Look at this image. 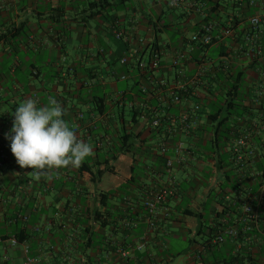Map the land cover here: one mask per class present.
<instances>
[{
    "label": "crops",
    "instance_id": "1",
    "mask_svg": "<svg viewBox=\"0 0 264 264\" xmlns=\"http://www.w3.org/2000/svg\"><path fill=\"white\" fill-rule=\"evenodd\" d=\"M200 2L183 0L173 6L170 0H0V142L10 158L0 167V264H225L237 254L250 256V264H264V232L244 212L245 206L264 212L261 69L245 60L229 61L237 46L231 38L216 40L204 50L195 45L182 76L173 66L175 53L186 49L205 24L213 23L218 36L234 18L240 39L249 29V17L262 10L233 6L232 0H210L206 6ZM155 45L161 62L150 81L137 73V66L150 62ZM125 56L128 65L121 67ZM227 64L234 78L242 76L244 116L235 121L223 153H233L242 135L250 137L256 151L262 150L242 171L226 163L219 169L209 146L210 100L232 82ZM123 74L124 81L119 79ZM139 80V88H150L140 99L132 90ZM181 83L187 84L186 99L173 103L171 90ZM35 94L41 105L49 96L57 99L66 109L63 119L94 151L80 168L60 169L50 180L37 181L32 169H21L7 137L12 113ZM130 97L138 107L143 102L150 116L161 118V130L154 131L146 115L133 121ZM97 101L103 102L104 115L95 111ZM198 102L203 112L189 131L172 122ZM123 129L139 135L146 154L137 161L132 153H114ZM101 139L105 145L99 151ZM162 142H167L172 159L178 144L185 151L193 149L195 157L190 166L174 170L177 197L152 215L143 205L146 191L155 194L170 183L168 173L162 180L154 176ZM219 228L238 229L241 237L213 245L209 240Z\"/></svg>",
    "mask_w": 264,
    "mask_h": 264
},
{
    "label": "built area",
    "instance_id": "2",
    "mask_svg": "<svg viewBox=\"0 0 264 264\" xmlns=\"http://www.w3.org/2000/svg\"><path fill=\"white\" fill-rule=\"evenodd\" d=\"M183 0H170V4L173 6L179 5ZM241 2L240 7L245 8L243 6L247 1L246 0H239ZM248 5L250 8H259L261 9L262 13L255 14L249 17V29L244 32L240 39L237 38L235 33V20L234 18L230 19L229 25L224 28L220 35H215V25L213 23H207L202 26L201 31L194 34L189 41V46H187L184 50H179L175 53V59L173 62V66L179 68V75L182 76V69L184 67V63L190 58L192 52L195 49V45L197 46H211L215 43L216 40H224L231 38L233 42L236 43L235 50L228 56L229 61L232 63L237 61V59L245 60L249 64L258 65L261 69V74L264 78V3H257L255 0H248ZM203 6H206L203 3ZM118 39L123 38L122 33L116 34ZM152 63L151 69L157 70L160 68L161 62V50L152 48ZM129 57L125 56L120 59L119 65L126 66L128 65ZM140 68L145 69L147 65L145 63H140ZM231 67L230 64L226 65V68ZM119 79L124 81L127 79V75L123 74L119 76ZM264 83V81H263ZM187 84L181 83L176 86L173 90H171V101L173 103H181L186 99V90ZM264 89V85L262 86ZM141 89L143 93H148L149 88L146 85H142ZM258 96L260 98L264 97V90L258 92ZM34 99H38L37 95H34ZM129 107L132 108L137 106L136 102H130ZM139 106H143L146 109V105L139 104ZM203 111V104L198 102L194 105L192 109H187L179 118L172 117V122L179 123L183 129L189 131L192 128V122L196 116ZM78 118L83 121L85 119L84 113H79ZM150 125L153 128H159L162 124V120L160 117L155 115L151 120H149ZM262 126H264V117L262 120ZM77 132L78 129H75ZM105 138V137H104ZM106 141H108V138ZM105 145L103 139L97 141V147L102 148ZM159 149L163 154L168 152V144L167 142H162L159 146ZM176 152V159H172L171 157L167 159L166 163V171L170 175L169 176V184L163 187L160 192L152 194L148 199L145 201V206L149 209L150 213L154 215L158 209V207L164 204L169 198L174 197L177 194V190L175 188V184L172 178L174 173L175 165L182 166L188 163L189 159L188 156L185 155V149L182 144H178L175 148ZM233 152L237 159V162L242 166H246V161L250 158H254L257 154L255 147L251 145V140L248 135H242L237 139V142L233 148ZM9 153L5 144L0 142V167L5 166L9 163ZM245 216L249 220L256 221L258 219V213L250 206L244 207ZM240 231L235 228H220L218 232L213 237L211 244L213 245H222L226 243L228 240L234 242L239 240ZM13 245H17L19 242L14 239ZM143 247V246H141ZM125 256V254H124ZM31 262V260H29Z\"/></svg>",
    "mask_w": 264,
    "mask_h": 264
},
{
    "label": "clouds",
    "instance_id": "3",
    "mask_svg": "<svg viewBox=\"0 0 264 264\" xmlns=\"http://www.w3.org/2000/svg\"><path fill=\"white\" fill-rule=\"evenodd\" d=\"M12 115L13 125L7 134L11 153L21 169H32L37 181L52 179L60 169H78L94 154L92 146L63 119L66 109L54 97L49 96L45 105L26 98Z\"/></svg>",
    "mask_w": 264,
    "mask_h": 264
},
{
    "label": "trees",
    "instance_id": "4",
    "mask_svg": "<svg viewBox=\"0 0 264 264\" xmlns=\"http://www.w3.org/2000/svg\"><path fill=\"white\" fill-rule=\"evenodd\" d=\"M200 1H201L200 2L201 4L204 3L206 5L207 3H209L210 0H200ZM232 1H234L233 6L240 7L241 2L239 0H232ZM246 1L247 2L243 5V6H245V9L246 8L247 9H253V8L249 7L248 0H246ZM197 47H199L201 50H204L205 48H207L209 46H197ZM154 49H159V48H157L155 45ZM152 59H153V55L151 54V60L148 64L145 63L147 65V67L145 69H141L139 64L137 66V68H138L137 73L139 75H142V77L145 78L146 80H150V81H151V77L153 76L154 72H156L158 70V69L157 70L151 69L150 66L152 63ZM174 68H176L177 73H179L178 72L179 68L175 67V66H174ZM226 70L229 73L228 79H229V81H232V82L230 84H228L226 92L223 89V93L214 95L215 100H210L211 102H210L209 107L211 108V111L208 114V119L212 123L213 138L209 142L210 143L209 146H210V150L212 151V153L214 152L215 155H217L216 161H217L219 169H222V165H224L226 163V164H229L233 168L236 165V169L238 171H240V170L242 171L245 169L246 166L244 167L241 164L237 163V159L235 157L234 152L230 153V154L228 153L230 156L227 155V152H226V154L223 153V151L227 147L228 141H231V139H232L233 130L235 129V125H234L235 121H237L239 118H242L244 116V113H243L244 110L242 109V107H243L242 106V96H243L242 76L238 75L237 77L234 78L233 75L236 73L232 72V70H230V67H228V69H226ZM140 85H141V83L139 80L134 84L133 89H132V90H136V97L138 99H140V97H143L144 95L147 94V93H143L142 89L139 88ZM148 88H149V86H148ZM183 95H186V94H183ZM128 100L131 102H135V101H133V100H135L133 97L132 98L130 97ZM141 104H143V102H141ZM95 107H96L95 111H98L99 114L104 115L105 112L107 111L105 109L102 101L95 102ZM129 111L132 114L131 117L133 118L134 122L136 121L137 117L142 116V115L143 116L146 115L149 120H151L156 115V114H154V116H152V115L150 116V114H149L150 111L144 109L143 106H139V107L134 106V107L130 108ZM202 112L203 111H201L199 114H201ZM104 126H105V124H101V127H104ZM159 130H161V126L159 128L154 129V131H159ZM104 137H105V135H104ZM139 143H140L139 135H137L133 131L129 132L126 129H123L122 132L120 133L118 144L115 146L114 153L115 154L132 153L135 161H137L138 157L144 156L146 154V152L142 150V148H141L142 146ZM160 144L158 145V147L160 146ZM102 148L97 147V150L101 151ZM262 150L264 151V148ZM262 150H261V148H257V154L256 155H258L260 153L262 154ZM185 155L188 156V159H189L188 163H186L182 166H179L176 164L174 170L176 168L182 169L184 167L190 166L189 163L195 157L193 149H188L187 151H185ZM170 157L171 156L168 153L163 154L159 148L157 149L156 156H155V160H156L157 165H155V169L158 170L159 172H157V174L154 175V176H156L155 179H157L158 177L161 180L164 179L163 176L166 175V173H167V171H166L167 159ZM113 159H115V158H113ZM103 163H107L105 159H104ZM98 165H101V163H99ZM260 170L262 173L261 179L263 180L262 182L264 183V163L262 164ZM102 173L103 172H100L98 175H101ZM134 181H135V178H132L131 182L134 183ZM175 188H177V187L175 186ZM123 190H125V189H123ZM158 192H160V190ZM158 192H156V193H158ZM153 193H151L150 191H146V194L143 197L144 202ZM177 194H178V190H177ZM177 194L174 197H177ZM174 197H171V198H174ZM103 198L105 199L106 196H103ZM171 198H169V199H171ZM143 205H144V208H146L145 212L148 213L149 209L145 206V203ZM188 215H195V214L193 212H188ZM258 216L259 217L256 221H258L261 229L264 232V212L263 211L259 212ZM20 232H21V234L18 236V241L22 243L25 240V236L23 238V236L21 237V235H23L25 233V230H22ZM213 237H212V239H213ZM240 237H241V233H240L239 239H240ZM212 239L209 240L210 243H211ZM224 262H225V264H250L251 259H250V256L237 254L236 256H233L229 260H225Z\"/></svg>",
    "mask_w": 264,
    "mask_h": 264
},
{
    "label": "rangeland",
    "instance_id": "5",
    "mask_svg": "<svg viewBox=\"0 0 264 264\" xmlns=\"http://www.w3.org/2000/svg\"><path fill=\"white\" fill-rule=\"evenodd\" d=\"M230 7H231V5H229L227 8L230 9ZM127 83L132 84L133 82H132V81H130V82H126V83H123V82H122V83H120V84H121V86L124 87L125 84H127Z\"/></svg>",
    "mask_w": 264,
    "mask_h": 264
}]
</instances>
